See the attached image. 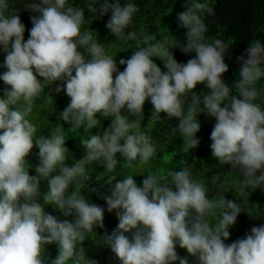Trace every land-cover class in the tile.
Masks as SVG:
<instances>
[{
	"label": "clouds",
	"instance_id": "obj_1",
	"mask_svg": "<svg viewBox=\"0 0 264 264\" xmlns=\"http://www.w3.org/2000/svg\"><path fill=\"white\" fill-rule=\"evenodd\" d=\"M27 8L37 15L30 17L32 27L25 42V26L17 10L9 0H0V46L6 53V71L0 74V81L10 86L0 98V264H98L86 258L81 246L95 228L104 227L105 211L81 194L90 179L86 165L95 162L112 172L118 164L117 153L123 157L122 166L129 168L154 156L156 148L141 131L143 105L148 99L153 106L151 116L159 118L165 113L167 118L178 119V126L170 131L184 139L187 151L199 143L195 138L200 129L198 115L203 112L214 117L210 134L213 158L222 166L239 168L243 177L239 195L245 201L252 191L264 189V107L256 103L262 96L257 84L264 77V45L254 40L245 55L237 57L241 79L231 86L237 90L232 95L222 79L228 71L224 57L229 44L221 39L206 40L205 15H215L208 0H188L186 10L176 17L178 26L187 29L185 41L172 43L157 40L154 34L138 37L136 32L126 31L139 12L130 0L124 5L119 0H96L83 7L69 5L68 0H40ZM85 8L93 17L97 11L103 16L110 10L106 28L116 38L137 45L130 58L119 61L126 67L115 79L113 57L94 42L91 31L81 33ZM172 47L185 54L194 52L195 57L178 63L169 50ZM153 57L163 62L165 72ZM55 81L64 85L55 92L63 90L70 98L59 118L71 130L95 128L98 113L111 117L102 133L80 141L86 151L72 166L65 163L69 150L64 146L63 131L58 127L49 136H36V125L27 119L34 98ZM200 83L210 94L193 91ZM186 93H191L187 99ZM48 97L52 100L50 93ZM20 102L23 105L17 107ZM122 109L127 115L121 114ZM129 116L141 119L129 120ZM34 145L39 163L35 175H29L32 165L26 157ZM218 180V175L212 177L211 188ZM41 181L48 185L43 194ZM74 182L78 190L69 192ZM210 190L206 183L192 179L186 168L148 174L142 186L133 175H127L116 180L110 195L102 196L107 211H116L118 224L111 234L105 232L94 242L107 246L120 264H189L187 257L175 251L177 245L198 264H264V225L225 244L230 227L244 209L223 195L210 199ZM45 205H54V210L73 219L59 220L45 212ZM208 217L216 218V223H210ZM126 233H131V239ZM51 244L58 252L49 261L45 246Z\"/></svg>",
	"mask_w": 264,
	"mask_h": 264
},
{
	"label": "trees",
	"instance_id": "obj_2",
	"mask_svg": "<svg viewBox=\"0 0 264 264\" xmlns=\"http://www.w3.org/2000/svg\"><path fill=\"white\" fill-rule=\"evenodd\" d=\"M39 2L40 0H9L10 6L17 10V14L25 27H32L30 17L37 15V13L28 10L27 4ZM88 2H96V0H68V4L75 7H83ZM108 2L114 3L115 0H108ZM119 2L124 5L129 0H119ZM130 2L139 8V12L134 14L126 31L136 32L138 37H142L144 33L154 34L157 40L167 39L169 43L175 40L185 41L187 29L178 26L176 17L179 12L186 10L185 5L188 0H130ZM208 3L214 8L215 15H205V24L208 27L206 40L210 43L214 39H221L229 44L228 52L224 57V62L228 65V71L222 75V79L229 85L231 94L237 95V90L231 87L241 79L239 77L241 64L237 61V57L244 56L249 43L254 40L258 39L264 45V0H208ZM96 7L99 8V5L97 4ZM84 11L85 22L81 26V33L91 31L94 42L100 43L105 54L113 57L117 64V73L113 74V79H115L118 72L123 71L126 67V65H121L119 61L130 58L137 45L134 41L116 38L106 28L105 25L111 16L110 10L103 16H100L99 11H97L94 17L87 11V8ZM77 50L87 56L83 48ZM169 50L178 63H187L189 59L195 57L194 52L185 54L176 47ZM5 55L6 53L3 52L2 46H0V69L3 67ZM152 59L162 72L166 71L163 62L159 58L153 57ZM57 86L63 89V82L55 81L51 85L45 86L44 92L34 98L33 111L27 119L36 125V136H49L58 127L63 131L64 146L69 150L66 153L65 163L72 166L76 161L83 158L84 148L81 146L80 141L88 139L93 134L102 133L104 129L109 127L111 117L104 118L98 113L96 118L99 123L95 128L82 127L78 131L71 130V125L59 118V114L67 107L64 102L68 96L63 90L56 93L55 88ZM4 88L0 90V95L3 94ZM257 88L262 96L256 103H261L264 107V77L258 82ZM193 91L198 94H210V89L202 83L197 84ZM48 93L51 94L52 100L49 99ZM190 96L191 93H186L185 99ZM221 106L223 107V104ZM17 107L21 106L17 105ZM142 111L144 117L141 122V131L150 137L151 143L156 148V153L147 163L138 161L131 168L125 167L122 166L124 163L123 157L117 153L118 164L112 172H108L102 165L95 162L86 165V174L90 179L85 182L86 186L81 189V194L90 203L105 209L104 227L95 228L81 245L85 249L87 259H94L98 264H120L107 246H97L94 241L99 240L105 232L111 234L116 228L118 224L116 211L113 210L111 213L107 211V205L102 196L110 195V189L116 180H122L127 175H133L137 185L142 186V180L148 174L159 171L166 172L169 169L179 171L186 168L192 173V179L206 183L211 189L208 193L210 199L219 198L223 195L226 200L240 203L244 211L237 216L235 224L230 227V235L224 241L225 244H231L237 239L244 238L247 234H250L252 227L264 225V189L257 188L252 191L248 202L245 201L239 195L241 179L243 178L239 168L232 169L230 165L222 166L211 154L210 145L212 141L210 134L216 122L214 117L203 112L198 115L197 120L200 129L195 133V138L199 143L196 147L187 151L184 139L179 134L173 136L170 131L171 128L178 126L177 118H167L165 113H161L159 118L151 116L153 106L150 99L145 101ZM121 114L127 115L124 109L121 110ZM128 119H141V117L129 116ZM38 151V148L34 145L31 153L26 157L27 162L32 165L28 170L29 175H35L34 169L39 163ZM214 175H218L220 180L217 181L216 187L211 188ZM109 181H112V184H108ZM219 184L221 185L219 186ZM93 188L97 191H90ZM74 190H78L76 182L70 186L69 192ZM47 191L46 181H41V194ZM245 191H248V189H245ZM39 202L44 203L42 199ZM54 207V205H45L44 210L53 216H61L62 213L54 210ZM68 219L71 220L73 217ZM208 219L210 223H216V218L208 217ZM125 235H128L131 239V233ZM45 251L50 261L56 257L58 249L55 244H51L45 246ZM175 251L180 257H187L189 264H198L194 257L188 256L186 250L181 249L178 245ZM174 264H178V261Z\"/></svg>",
	"mask_w": 264,
	"mask_h": 264
},
{
	"label": "rangeland",
	"instance_id": "obj_3",
	"mask_svg": "<svg viewBox=\"0 0 264 264\" xmlns=\"http://www.w3.org/2000/svg\"><path fill=\"white\" fill-rule=\"evenodd\" d=\"M30 29H31V26L30 27H25V32H24V41L26 42L27 41V39L29 38V31H30ZM3 63H4V61H3ZM2 69V70H1ZM0 69V74H3V72H5L6 71V69L4 68V67H2ZM34 74H35V72H34ZM37 79H40V80H42V78H40L39 76H37ZM4 87H10V86H6V85H4V83H3V81H0V90L2 89V88H4ZM0 98H3V94L2 95H0ZM69 102H70V98L69 97H67V99L65 100V102H64V104L65 105H68L69 104ZM23 105V102H20V104H18V106H22ZM85 149H83V156H84V154H85ZM59 220H64V219H68L69 217H64L63 215H61V216H59V217H57Z\"/></svg>",
	"mask_w": 264,
	"mask_h": 264
}]
</instances>
